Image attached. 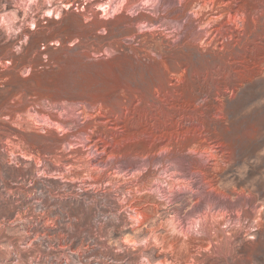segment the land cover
Instances as JSON below:
<instances>
[{"label":"rangeland","instance_id":"rangeland-1","mask_svg":"<svg viewBox=\"0 0 264 264\" xmlns=\"http://www.w3.org/2000/svg\"><path fill=\"white\" fill-rule=\"evenodd\" d=\"M50 1L0 0V264H264V0Z\"/></svg>","mask_w":264,"mask_h":264},{"label":"bare ground","instance_id":"bare-ground-1","mask_svg":"<svg viewBox=\"0 0 264 264\" xmlns=\"http://www.w3.org/2000/svg\"><path fill=\"white\" fill-rule=\"evenodd\" d=\"M22 1H23V0H17V2H22ZM27 1H29L30 4L35 5V4L38 3L39 0H27ZM43 2H44V3H47V4H50V3H51L50 0H43ZM59 15H60L59 10H58L57 8H53L52 6H50V9H49V10H46V11L44 12V16H47V17H53V16L56 17V16H59ZM27 24H28V27H30V28L32 27V30H33V29H36V24H35L34 20H30ZM4 27H5L7 30H10L11 27H13V28H14V31L20 29V27H18V26L15 27V26L13 25V20H11V17H8V18H7V21L5 22Z\"/></svg>","mask_w":264,"mask_h":264},{"label":"built area","instance_id":"built-area-1","mask_svg":"<svg viewBox=\"0 0 264 264\" xmlns=\"http://www.w3.org/2000/svg\"><path fill=\"white\" fill-rule=\"evenodd\" d=\"M65 7V6H64Z\"/></svg>","mask_w":264,"mask_h":264}]
</instances>
